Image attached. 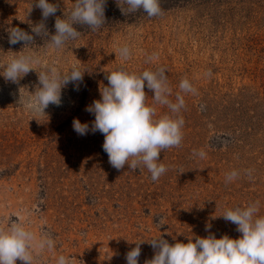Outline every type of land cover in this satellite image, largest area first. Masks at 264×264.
<instances>
[{
	"label": "rangeland",
	"instance_id": "obj_1",
	"mask_svg": "<svg viewBox=\"0 0 264 264\" xmlns=\"http://www.w3.org/2000/svg\"><path fill=\"white\" fill-rule=\"evenodd\" d=\"M72 4L61 0L56 16L63 18ZM30 5L0 0V64L24 46L10 45L7 29L31 31L41 21V10L33 5L29 13ZM106 6L118 4L107 0ZM124 44L132 51L126 61L118 52ZM33 47L61 71L73 64L87 70L79 91L69 84L61 106L49 105L48 117L35 118L19 97L35 90L37 72L18 83L0 76V227L11 217L37 238L49 232L56 241L54 249H33V264H56L60 254L72 256V264H126L139 239L162 235L186 243L191 235L207 236L209 224L217 238H238L236 225L219 216L226 208L258 201L264 215V0H181L157 17L120 18L81 34L60 51L40 37ZM117 66L136 73L165 68L173 101L183 78L196 89L183 94V140L160 153L168 171L158 181L143 167L114 168L102 133L81 136L73 129L74 118L91 127L94 115L86 106L100 99ZM145 92L153 105V91ZM155 107L157 117L169 112ZM234 169L240 176L226 183ZM141 248L144 264L155 250L147 241Z\"/></svg>",
	"mask_w": 264,
	"mask_h": 264
},
{
	"label": "clouds",
	"instance_id": "obj_2",
	"mask_svg": "<svg viewBox=\"0 0 264 264\" xmlns=\"http://www.w3.org/2000/svg\"><path fill=\"white\" fill-rule=\"evenodd\" d=\"M61 0H31L32 7L41 10V21L30 24L31 31L20 27L7 29L10 45L23 44L22 50L13 52L6 61L0 64V76L6 81L18 83L31 71L38 74V85L34 91L19 97L21 106L33 118L47 116L49 105L61 106L63 90L69 84L73 90L79 91L83 82L84 70L73 64L67 71L52 62H45L37 53L35 39L39 36L44 45L55 51L62 50L65 45L78 39L81 32L77 26H88L93 31L100 30L105 24L107 0H73L72 7L57 17ZM125 14L143 12L147 17L162 14L161 0H116ZM56 17L54 34H50L46 21ZM122 60H128L132 51L129 45L118 48ZM154 54L148 56L151 61ZM108 84L100 88V99L86 106V111L94 115L91 124L82 123L74 118L72 126L81 136L89 132L99 131L104 135L103 150L108 154L110 164L116 169L125 165L132 170L146 168L153 182L158 181L167 171L162 163L160 153L171 147H178L183 140L185 121L180 115L185 107L183 94L194 93L192 82L183 78L179 83L180 92L175 100L170 99L172 89L169 86L166 69H146L139 73L130 72L123 66H117L106 76ZM145 87L153 91V105L146 103ZM167 106L168 113L157 117L155 105ZM48 117V116H47ZM31 120V119H30ZM194 156L203 159L206 152L194 150ZM251 175V171L248 172ZM240 176L238 170L226 173V183H231ZM259 202H251L246 206L226 208L222 216L226 221L236 225L241 235L232 238L224 234L217 236L210 232L211 225H206L209 234L205 237H187V242L169 243L162 235L148 240L134 241L135 247L126 254V264H139L141 245L147 241L155 250L151 259L144 264H264V215L259 214ZM162 225V224H160ZM160 227V226H159ZM56 241L49 232H42L39 238L18 219L9 217L7 227H0V264H33V249L51 250ZM73 257L60 254L56 264H72Z\"/></svg>",
	"mask_w": 264,
	"mask_h": 264
},
{
	"label": "trees",
	"instance_id": "obj_3",
	"mask_svg": "<svg viewBox=\"0 0 264 264\" xmlns=\"http://www.w3.org/2000/svg\"><path fill=\"white\" fill-rule=\"evenodd\" d=\"M179 1H181V0H161V7L163 10H165L167 7H170L171 5H174V4L178 3ZM169 3H170V5H169ZM118 8L119 7L116 6L114 8V10H112V7L106 6L105 24L103 25V27L114 24L115 22L119 21L120 18L123 21V20H127V18H135V17L141 16V15H146L143 12H137L135 14H131V13L125 14V13H121L122 11H120V13H118ZM47 29L49 30L50 34H54V32H55L54 26L51 28L52 30L50 28H47ZM77 30L80 31L82 34H84V33L89 34L91 32V29H89L88 26H86V25H84V26L78 25ZM37 37H39V36H37Z\"/></svg>",
	"mask_w": 264,
	"mask_h": 264
}]
</instances>
